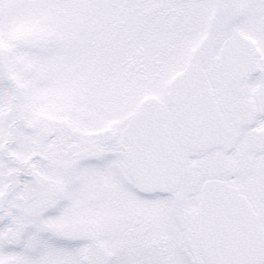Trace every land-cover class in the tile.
Here are the masks:
<instances>
[{"label": "snow or ice", "instance_id": "1", "mask_svg": "<svg viewBox=\"0 0 264 264\" xmlns=\"http://www.w3.org/2000/svg\"><path fill=\"white\" fill-rule=\"evenodd\" d=\"M0 264H264V0H0Z\"/></svg>", "mask_w": 264, "mask_h": 264}]
</instances>
